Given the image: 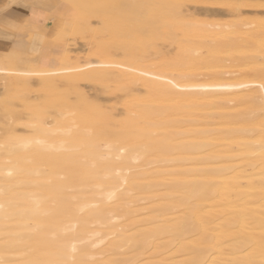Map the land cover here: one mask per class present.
Wrapping results in <instances>:
<instances>
[{
  "label": "bare ground",
  "instance_id": "1",
  "mask_svg": "<svg viewBox=\"0 0 264 264\" xmlns=\"http://www.w3.org/2000/svg\"><path fill=\"white\" fill-rule=\"evenodd\" d=\"M183 1L193 4L200 0L166 2L178 14H183L194 6ZM209 1L207 3L212 2ZM142 2L140 0L136 4L133 0L129 4H139L137 11H140ZM182 18L181 14L177 15L179 21L176 24L180 27L178 31L185 27L181 33L185 40L188 37L193 42L192 37L195 36H216L223 41L226 35L227 48L219 40L209 41L208 47H211L210 52H214V58L220 56L217 54L220 45H224L225 53L230 51L229 45L236 49L237 46L244 47L245 43L250 45L253 35L258 36L264 29V25L259 24L256 29L253 27V31L248 27L254 24L246 22L242 26L252 33L244 29L246 35L240 37L245 34L244 30L243 33L238 29L229 30L235 22L229 26L226 22L217 26L215 21L213 26L206 23L194 27L183 23ZM138 20L129 21L136 24ZM176 31V35L179 34ZM176 35L174 37L178 41ZM183 36L179 34L182 40ZM255 36L256 41L258 37ZM185 47L181 50L176 46V49L182 54ZM209 48L206 46L202 50L207 49L208 55ZM193 49L188 51V55L197 48ZM16 50L0 51V79L4 77L6 82L7 78L15 77L7 74L11 65L16 69L13 74L25 71L35 80L49 78V82L56 75L52 72L81 68V64L59 68L54 56L63 54L62 48L50 57L48 69H30L32 54ZM260 52L262 56L258 55V58H261L260 64L264 69L262 49ZM260 52L257 50L258 54ZM195 53L190 54L194 60L195 56L199 57ZM239 53L243 52L240 50ZM183 54L187 56L185 52ZM150 56L153 57L152 53ZM221 57L219 60L224 59ZM175 59V56L171 59L172 63ZM177 60L176 72L173 71L180 73L177 77L164 73L169 62L165 67L155 62L157 66L150 69V65L147 68L142 62L143 65L129 60V77L124 82L141 85L144 94H131V99L124 102L126 118L119 123V129L109 122L108 125L94 124L96 122L92 121L100 116V111L93 113L90 110L89 113L93 114H87L83 108L81 124L75 123L68 111L53 112L54 117H51L39 110L42 113L38 114L35 124L27 119L31 124L29 129L37 128L29 131L36 132L33 135L3 134L7 131L3 126L4 131L0 130L3 134L0 135V264H264V135L260 139L256 138L257 135L254 137L255 130L250 126L254 123L256 111L252 106L248 107L252 110H236L243 108L236 107L241 102L250 101L252 104L263 98L261 78L264 77L261 71L264 70L258 66L261 71L257 72V77L260 76L258 80H261H252L253 84L257 81L261 85L258 92L255 90L258 96H254L252 89L248 88L253 87L251 80H247L249 84L245 83V78L244 82L239 81L240 77L236 80L235 75L244 73V67L237 69L239 73L228 71L227 66L232 64L223 60L224 65L227 63L224 71L219 60L209 62L208 59V62H202L201 67L213 72L209 75L201 72L200 78L196 79L193 78L194 73L190 75L195 68L194 63ZM68 61L70 63L69 58ZM198 63L201 64L200 59ZM198 63L196 61V65ZM236 63L242 66L237 61L232 67ZM252 65L257 67L254 63ZM112 79L105 78L106 82ZM8 82L2 80L0 88H8L13 83L12 79ZM11 115L0 120L10 123L15 120ZM8 126L12 127L11 124ZM98 129H102L103 135L98 134ZM38 159L45 162L42 164L48 165L52 173L44 175L42 164L33 163ZM64 170L73 175L86 172L92 186L77 190L76 185L71 186L72 181L60 177ZM41 176L49 178L50 183L42 185ZM66 184L71 185L68 187ZM26 243L38 254L34 255V249L31 251L33 254H18L22 252L18 248H24Z\"/></svg>",
  "mask_w": 264,
  "mask_h": 264
},
{
  "label": "rangeland",
  "instance_id": "2",
  "mask_svg": "<svg viewBox=\"0 0 264 264\" xmlns=\"http://www.w3.org/2000/svg\"><path fill=\"white\" fill-rule=\"evenodd\" d=\"M132 1L133 0H84L81 4L76 6L80 9L78 16L75 19H73L71 17L66 18L58 26V34L54 38H52L49 43H46L44 48L37 49V50H31V51L26 52V54L27 53L33 54L31 57L30 69L36 68V69H39L41 71L42 70L44 71V70L48 69V65H49L48 62H49L50 57L54 56L53 53L57 52L54 49L56 47L62 46L63 50H64L63 54L54 56L56 58V60L58 61L59 68L68 67L67 65H69V64H72L71 66L81 64L80 70H79V68H77L74 71H68L67 72L66 70L61 69V70L56 71L58 73L52 72L53 74H56V75H55L54 80L53 81L51 80L49 82L47 80L49 78L41 79V80H35V79H33V77H31V75H29L30 77L28 75H26L25 71H23V73L19 72L18 75L13 74V72L16 69L12 65L8 68L7 74L11 73L10 75L15 76V77L7 78L8 79L7 82H6L4 77L3 78L1 77V79H0V84H2V80L5 81V83H9L8 81L12 79V82H13V83L11 82L12 84H9L10 86H8V88H5V89L3 87L0 88V114H2V115H0V118H2V117L7 118L8 115L12 114L11 116H14L13 118L15 120L10 121V123H7V124L5 123V121L3 122V120H0V130L1 129L3 130L4 127H6L7 131L12 128L10 130V132L3 130L4 131L3 134L4 133L5 134L11 133L13 135V133H14V134L18 135L20 133V134H22V136L24 134L33 135L36 132H29L32 128L29 129L28 125L31 122L30 120H32L33 122L34 121L36 122V119L39 118L38 116L41 115L40 113H42V111L45 112V113H43L44 115H50L51 117L52 116L54 117V114H52L53 112L57 113V111L58 112L59 111L60 112L68 111L70 116L74 117L75 123H78V124H81L83 122V120H82L83 118H82L81 114H84L83 113L84 111H86L87 114H93L94 112L100 111V116H97V118L94 121H92V122H96L94 124H102L103 125V124H107V122H109V124H115V127L117 125V128H118L120 126L119 123H121V121H123L124 118H126L125 117L126 113H125V111H123V110H125L124 109L125 108L124 102H127V100H129L128 98L131 99V97H132L131 94L132 95L133 94L139 95V94H141V92H142V94H144V90H143L144 88L141 85L137 84L138 86H140V87H138L135 84H130V82H127V83H129L130 86L134 85V86H132L133 88L132 87L130 88V86L127 85L126 82H124L129 77V71H130V69H128L129 68L128 67L129 66L128 65L129 60L130 61L132 60V62L138 63L140 58H141L142 61L141 60L140 61L144 65L141 62H139V63H141L144 67L146 66L147 68L151 66L150 69L152 67L157 66L156 65L157 63H159L160 65L165 67L166 64L168 65L167 62H169L170 67H168L169 65L166 66V69L168 70V72H167V70L165 71V69L163 70V72L165 71L164 73L166 75H170V76L172 75V76L177 77V74L179 75L180 73L179 72L174 73V72H176V68H174V67H175L176 62L178 61L177 60V58H178L181 61H187V62L194 63L195 68L193 70H191L190 75L193 76V73H194L193 78L197 77L196 79H198L202 75L201 72H204L205 74H208V75H209V73L213 72L212 69L207 70V69L201 67L203 65V63H202L204 61L203 59L206 56H208L209 54H212V55H210L211 58L209 56H208L209 58H207V57L205 58L206 62H208V61L212 62L215 59L218 61L220 56H222L221 59L222 58H224V59L219 60L220 62L218 61L219 63H222V66L225 64L222 62L223 60L225 62L227 61V63L230 62L232 64V66H233V63H235L237 61L239 63H242V66H239L240 64L238 65L236 63V65H238V66L234 65V67L230 66V64H229V66H227L228 69L226 68V65H227V63H226V65H224L222 68L224 71H225V69H227L228 71L230 70V71L237 72V73H239L238 70H242L244 68L248 69V70L244 69L243 72L245 74L244 73H242L241 75L236 74L235 76L237 78L233 77V79L236 78V80H238L239 79L238 77H240L239 81H243V82L245 81L244 80V78H245L246 79L245 83L249 82L247 80H251L250 83H252L253 79L258 80V77H260V76L257 77V75H258L257 72L260 73L259 71L264 70L263 65L260 64L261 58L260 57H259L260 59L258 58V55L262 56V54L260 52L261 49H262V52L264 55V50H263L264 49V31H263L264 29L260 33H258V36L253 35V37L255 36V38L258 37V39L256 41L253 37L251 38L252 42H250V45L252 43L251 47L254 46L255 48L254 47H252V48L248 47V46H250L248 43H245L248 46H246L244 44L245 45L244 47H240V46L238 47L237 46V49L235 47L229 45L230 51L228 50L229 51L228 52L226 50V53H225L224 45H220L221 47L219 46L217 48V51H218L217 54H220V56L218 57V55H216L215 56L216 58H214V52H210L211 47L210 48L208 47L209 41L212 40V41L217 42L219 40L220 44L223 43L226 46L227 45L225 43L226 42V40H225L226 35H225L224 39L222 38V40L224 42L221 41V39H217L216 36H212L209 38L208 37L195 36V37H192V40H193V42H192V41H190L191 38L186 37L187 40H185V36H183V34H181L185 27H183L182 30L178 31L177 28L180 29V27L178 24H176L179 21V20L177 21V19H176L177 15H180V14H181V16H183V18H182L183 23H186L188 25L192 24V25H194V27H199L200 26L199 24L207 25L208 23H210V26L211 25L213 26L216 23H217L216 24L217 26H218V24L220 26V23L221 24L227 23L226 25H228V24L232 25L235 22V24L231 27L228 25L229 30L238 29L240 33H243V32L245 33L243 35H240V37H245L246 31L251 32L252 30H248L247 28L242 26L244 23L247 22L249 24H251V23L254 24L253 26L251 25L252 27L251 26L248 27V28H252L253 31H255V29L257 28L256 26H258L259 24L264 25V23H263L264 15L262 16V14H264V11H263L264 0H210L212 2L207 0L211 4L207 3V1H205V0H202V2H205V4H203L200 0V1L196 2V3H198L199 6L196 3L191 4V2H184L183 1V3H188V4L190 3L191 5H194L196 7V8H194V6H193V8H192L194 11L196 10L195 12L192 11V9H191V11L189 10L187 12H183V14L182 13L178 14L177 10L175 11L174 8H172L170 5H168V3L166 2L167 0H158V2H157V0H150V1L149 0L148 1L147 0H141L143 2H142V7H140V9H141L140 11H137L139 9V4H138V6H135L133 4H129ZM134 1H136V4H137V1H140V0H134ZM213 1H214V4H212ZM217 1H219V2H217ZM221 1L224 3L225 6L223 5V3ZM200 2H201V4H200ZM226 3L228 4V6L226 5ZM257 3H259V4H257ZM257 6L259 9L257 8ZM68 7H75V6L69 5ZM167 10H168V12H167ZM216 10L220 13H218ZM144 11H146V12H144ZM116 12H118V14ZM138 13L142 14V16L138 17V16H140V14H138ZM174 13H175V15H174ZM111 14H113V15H111ZM259 14H260V16H258ZM199 15L200 16L202 15V16L200 17ZM245 15H247L248 17H246ZM235 16H236V18H235ZM249 16L251 18H249ZM244 17H246L247 20H245ZM260 17H262L263 19L259 20V19H261ZM134 18L139 19L138 23L133 24L129 21L130 19H134ZM224 18H227V20ZM171 19H173V21ZM216 19L219 21H217ZM215 21H216V23H215ZM81 22H82V24H81ZM174 22H175V25H174ZM195 22L198 24H195ZM236 22H238L239 24L237 23L238 24L237 25ZM256 23H257V25H256ZM110 25H112V26L109 27ZM169 25H170V27H169ZM223 25H221V27ZM113 26H115V27H113ZM234 26H235V28H234ZM236 26H242L243 28L236 27ZM160 27H162L163 29ZM84 28H86V29H84ZM244 29H246V31ZM176 30L179 32L180 36H183V40L179 38V34L176 35V33L174 32ZM242 30H244V31L242 32ZM170 33H173V34H170ZM65 35H66V38L64 39ZM75 35H76V37H75ZM175 35H176V38L178 41L175 40V37H174ZM197 37H198V39H197ZM203 38H205V39H203ZM172 39L174 41H176V43L174 41H172ZM179 40H180V42H179ZM199 40H200V42H199ZM204 40H206V41H204ZM195 41H196V43H195ZM182 42L185 43V45L187 47H185V45ZM188 42H190V44ZM261 42H262V44H261ZM253 43H255V45H253ZM256 44H258V45H256ZM174 45H175V47H174ZM180 45H182V46H180ZM195 45H197L198 47L197 46L194 47ZM205 45L207 46V48H209V54L208 55L206 53V52H208L207 49H204L206 51L202 50V48H206ZM176 46H177V48L180 47L181 50L184 46L186 48V51H184L185 48L183 49V51L185 52V54L187 56H189V58L183 54L184 53L183 51H182L183 55L180 52H178L179 49H176ZM222 46H223V49H222ZM227 46H226V48H227ZM199 47H201V50ZM245 47H247L248 49H251L252 51L255 50L254 51L255 53H253L250 50H247ZM143 48H144L145 52L142 51ZM145 48H146V50H145ZM190 48L192 50H194L193 48H197L193 53H190V54H194L196 52L195 54L199 55L200 58L198 56H195V57L198 58V60L200 59L201 64L198 63V60L196 58L194 60L193 55H190V54L188 55V53H189L188 51L191 50ZM233 49L235 52L233 51ZM147 50H148V52H147ZM167 50H169L170 52ZM220 50L221 51L224 50V52L221 53ZM240 50L243 53H239ZM257 50H258V53L260 52V54L257 53ZM5 51H6V49L3 51V53H5ZM50 51H52V52H50ZM110 51H111V53H110ZM157 51H158V53H157ZM197 51H198V53H197ZM15 52L22 53L18 50H16ZM164 52H166V53H164ZM204 52H205V54H202ZM151 53L155 59H153V57L150 56ZM234 53H236L237 55ZM140 54H144L143 56L146 57L147 59L144 58ZM200 54H202V55H200ZM229 54H232V55L230 56ZM134 55L135 56L138 55V57L140 55L139 60H138V57L135 58ZM174 56L176 59L173 61L174 63H172L171 59L174 58ZM191 56H193V57H191ZM203 56H205V57H203ZM238 56H240L241 58H239ZM201 57H203V58H201ZM68 58L70 60V63H68L69 62ZM158 58H162V59H158ZM213 58H214V60H213ZM225 58H228L229 61ZM151 59H153V60H151ZM210 59H211V61H210ZM234 59H235V61H234ZM76 60H77V62L79 61L80 63L75 62ZM146 60L150 61V62L148 63ZM216 60H215V62H217ZM196 61L199 65H196ZM205 61H204V63H206ZM250 61H251V63H250ZM155 62H157V63H155ZM163 62H166V63L163 64ZM252 63H254V65L257 66L256 68L258 70L252 65ZM258 66L260 67L261 70H259ZM169 68H170V71H169ZM222 68H219V69H222ZM251 68H252V70H251ZM215 70L221 71L218 69H215ZM261 72H262L261 73L262 77H264L263 76L264 71H261ZM240 73H241V71H240ZM246 74H248V75H246ZM48 75H49V77L53 76L51 74H48ZM242 75H245V76L243 77ZM254 75H256V76H254ZM24 77H26V78H24ZM106 77H113V79L111 82H109V81L106 82V80H105ZM202 77H205V75ZM261 79H263L262 84L264 85V78H261ZM261 79L259 78L258 81H260ZM54 81H56V82H54ZM256 82H254V84L252 83L253 87L248 86V88L250 87L252 89L254 96L257 95L256 92L259 91L258 89H260V86H261L259 82H257V83ZM40 83H41V85H40ZM44 83H45V86H44ZM255 83H256V85H255ZM0 86H2V85H0ZM254 86L255 87L258 86V87H256V89H253ZM2 89H3V91H1ZM255 90H257V91L255 92ZM262 96H263V98L255 100V102H253L252 104L250 103V101L249 102L245 101V102H241L240 104H238L236 106V107H240V108L243 107L241 110L236 109L238 111H243V109H244V111H247L251 108L254 111H256L255 115L253 116V122L254 123H252L253 125H251L250 127L254 128V130H255L254 131V137H255V135H257L256 138H259V139L261 138V135H264L263 134V131H264V93ZM59 104H60V106H59ZM248 107H251V108L248 109ZM82 108L85 110L83 111ZM96 108H98V110ZM39 110H42V111H39ZM90 110L93 113H89ZM37 111L39 113H37ZM1 112H4L5 114L1 113ZM34 112L37 113V115ZM48 112L51 113L52 115L49 114ZM115 112H116V114H115ZM107 115L112 117V118H109ZM114 118H116V119H114ZM117 118H119V119H117ZM27 119L30 122H28ZM113 119H114V121H113ZM35 122H34V124H35ZM4 123L6 124V126ZM10 124L12 125V127L8 126ZM29 126H31V124ZM110 126L114 127V125H110ZM7 127H9V128L7 129ZM22 128L25 130H23ZM36 129H34V130L32 129L31 131H35ZM20 130H21V132H20ZM99 131H100V133H99ZM1 132L2 131H0V135H3ZM102 133H103L102 129H98V134L103 135ZM40 161L38 159V162L36 160L37 163L36 162H33V163H35L36 165L45 163V162H42V161L40 162ZM41 168L42 169L44 168L42 170L44 175H48V172L52 173V170L49 169L48 165L42 164ZM58 172H60V171H58ZM61 173H62V175L60 177L62 178V180L67 179L68 182L69 181L73 182V183L70 182L72 185L66 184L68 187H69V185H71V186L76 185L77 187H75V188L77 190L81 191V190L85 189L86 186H88V187L92 186V185H90L92 183L91 182L92 180H89L88 175L85 174L86 172H83L80 175H78V173H75L77 175H73V174L66 173V170H64ZM69 175H71L72 177ZM69 177H71V178H69ZM41 181H42V185H44V184L46 185V182H47V184L50 183L49 178L46 179V177L40 178V182ZM43 182H45V183H43ZM80 187H82L83 189H80ZM18 191H22V189H18ZM71 194H75V193H71ZM25 246H24V248H26L28 250L25 249V251H24L23 247H21L23 249L18 248L19 251L20 250L22 251L18 254L29 255V253H32L31 251L34 248L32 250L29 249V244H27V243ZM18 249H17V251H18ZM37 254H38V251H36V249H34V255H37Z\"/></svg>",
  "mask_w": 264,
  "mask_h": 264
},
{
  "label": "crops",
  "instance_id": "3",
  "mask_svg": "<svg viewBox=\"0 0 264 264\" xmlns=\"http://www.w3.org/2000/svg\"><path fill=\"white\" fill-rule=\"evenodd\" d=\"M83 1L0 0V51L17 49L26 53L44 48L58 34V26L66 18L78 16L80 9L76 6Z\"/></svg>",
  "mask_w": 264,
  "mask_h": 264
}]
</instances>
